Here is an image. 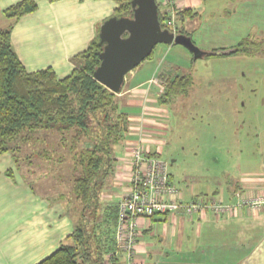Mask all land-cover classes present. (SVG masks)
Instances as JSON below:
<instances>
[{"label":"crops","instance_id":"obj_1","mask_svg":"<svg viewBox=\"0 0 264 264\" xmlns=\"http://www.w3.org/2000/svg\"><path fill=\"white\" fill-rule=\"evenodd\" d=\"M19 1L0 0V30L11 28L12 49L29 71L51 67L59 77L71 71L72 58L87 48L102 22L118 6L115 0H36L34 13L19 20L7 18L4 10ZM174 1L178 12L189 9L197 13V17L187 18L182 27L201 52L234 46H222V37L228 31L236 30L244 39L252 29L246 15L249 0H224L223 12H216V16L206 12L210 0ZM255 26L258 36L264 35V19ZM204 32L211 36L210 41L217 39L208 44L211 48H203L197 40ZM184 49L170 45L164 50L167 55L175 50L170 60L159 56L155 65L149 61L125 76L118 97L129 125L116 153L113 177L102 194L104 203L114 202L116 206L128 191L126 156L133 144L141 141L152 155H158L157 149L164 143L161 133L170 113L167 105L158 102V86H148V81L154 77L158 81L164 79V67L177 70L181 61L190 60ZM258 140L263 146L259 158L254 160L251 156L246 160L247 169L234 183L211 192L196 191L193 186L181 188L172 182L169 173L170 180L185 202L206 195L234 204L237 191L248 198L264 196V130L259 129ZM9 170L11 176L7 175ZM46 174L44 177L24 167L18 169L9 153L0 155V264H37L73 232L76 221L74 214L68 212L69 204H73L68 190L64 189L67 196L60 199L58 185L52 186L53 176ZM136 246L135 264H264V203L256 209L243 205L221 215L206 211L187 216L181 210L141 219ZM115 256L117 263H123L124 256L119 251Z\"/></svg>","mask_w":264,"mask_h":264},{"label":"trees","instance_id":"obj_2","mask_svg":"<svg viewBox=\"0 0 264 264\" xmlns=\"http://www.w3.org/2000/svg\"><path fill=\"white\" fill-rule=\"evenodd\" d=\"M115 1L118 6L112 16L132 15L131 0ZM156 3L158 20L165 28L168 11L162 1L156 0ZM37 7L36 0H21L6 8L4 15L19 20L34 13ZM195 17L197 13L192 10L179 11L177 33L189 36L182 24L187 18ZM10 36L11 28L0 30V155L9 153L16 168H21L23 161L27 171L33 173L35 156L49 162L51 158L61 157L59 149L65 150L74 162L67 191L69 200L77 205L72 210L76 221L74 230L66 242L37 264H119L115 256L117 215H113L117 204L113 207L104 203L102 194L113 177L116 152L129 124L121 111L118 95L93 77L102 50L98 34L86 49L72 58L74 67L63 77L51 67L29 71L12 49ZM256 45L257 42L244 38L235 46L204 57L251 55V46L254 50ZM153 56L154 50L147 60ZM163 83L164 91L158 102L166 105L172 98L184 94L193 79L188 74H175ZM29 144L45 145L47 149L28 150ZM7 175L11 176L12 171ZM52 176L54 184H65L63 177ZM64 196L67 195L60 193V199Z\"/></svg>","mask_w":264,"mask_h":264},{"label":"rangeland","instance_id":"obj_3","mask_svg":"<svg viewBox=\"0 0 264 264\" xmlns=\"http://www.w3.org/2000/svg\"><path fill=\"white\" fill-rule=\"evenodd\" d=\"M210 1L212 3H209L206 12L211 11L213 16H216L218 11L223 12L224 0ZM249 2L248 8L251 12L247 9L246 15L250 17L252 29L246 38L248 41L257 42L254 50V46H251L253 54L250 52L251 55L239 53L226 58L210 56L194 59L193 54L185 48L190 60L178 63L177 70L174 68L171 71L165 67L162 70L164 79L173 76L175 72L191 75L193 79V83L184 94L172 98L166 104L170 114L165 121L167 126L161 133L164 143L159 146V150L157 149L158 155H154L168 163L172 182L181 188L187 189L193 186L196 191L211 190L212 192L229 182L234 183L243 174V170L247 169L244 168L247 167L245 161L251 156H254V160L260 156L259 152L263 146L258 140L259 129L264 130V35L261 33V37L258 36L255 25L258 22L262 23L264 19L262 6L264 0H259L261 5H257L255 0ZM170 8L178 12L175 3ZM174 20L178 22L177 15ZM219 21L223 24L221 20ZM228 34L222 37L225 40L222 46L231 44L235 46L242 40L241 36L236 34V30L228 31ZM209 39L211 40V36H207L204 32L203 35L198 36L197 40L201 45L198 44L203 48H211L208 44H212L217 39L213 42ZM234 41L238 42L230 43ZM168 46L170 45H157L153 60L146 59L135 69L147 65L149 61L155 65L159 56L161 59L170 60L175 50L167 55L164 50L168 49ZM164 79H160V83H163ZM44 148L47 149V146L29 144L26 149ZM59 154H62L61 157L51 158L56 160L53 164L54 160L51 162L49 159L48 162L35 156L32 169L40 176L51 173L63 177L65 184L56 186L63 193L64 189L68 190L70 187L69 173L73 169L74 162L65 150L59 149ZM22 164L27 170L26 163L22 161ZM52 186L55 187L54 181ZM110 205L115 206L114 202ZM68 207V212L73 214L72 210H76L77 205L69 204ZM113 215L115 217L117 212Z\"/></svg>","mask_w":264,"mask_h":264},{"label":"built area","instance_id":"obj_4","mask_svg":"<svg viewBox=\"0 0 264 264\" xmlns=\"http://www.w3.org/2000/svg\"><path fill=\"white\" fill-rule=\"evenodd\" d=\"M174 0L163 1L168 11L165 27L174 35L178 32V22L174 20L177 13L168 5ZM149 85L158 86L162 95L164 83L157 78L148 81ZM129 162L128 191L117 203V222L115 241L117 250L124 256L121 264H135L136 245L141 219H149L157 214L183 211L187 216L194 213L211 211L214 215L234 212L246 205L253 209L264 203V196L248 198L241 192L234 194L235 203L227 204L216 197H203L191 202H184L179 189L171 182L168 163L152 155L148 148L136 142L130 147L126 156Z\"/></svg>","mask_w":264,"mask_h":264},{"label":"water","instance_id":"obj_5","mask_svg":"<svg viewBox=\"0 0 264 264\" xmlns=\"http://www.w3.org/2000/svg\"><path fill=\"white\" fill-rule=\"evenodd\" d=\"M130 17H109L102 22L98 31L100 63L93 72L94 79L114 94H119L124 78L159 45H179L202 58L201 52L190 37L174 35L162 28L158 20L156 0H131Z\"/></svg>","mask_w":264,"mask_h":264}]
</instances>
